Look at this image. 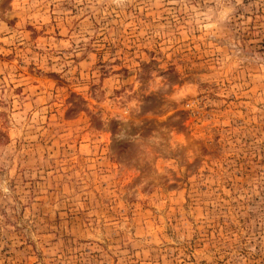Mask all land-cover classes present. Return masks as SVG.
Listing matches in <instances>:
<instances>
[{"label":"rangeland","instance_id":"rangeland-1","mask_svg":"<svg viewBox=\"0 0 264 264\" xmlns=\"http://www.w3.org/2000/svg\"><path fill=\"white\" fill-rule=\"evenodd\" d=\"M0 264H264V0H0Z\"/></svg>","mask_w":264,"mask_h":264}]
</instances>
